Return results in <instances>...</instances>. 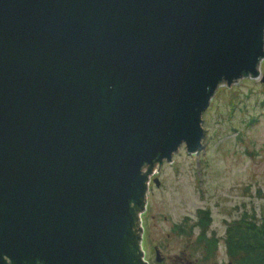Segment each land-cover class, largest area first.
<instances>
[{
    "label": "water",
    "instance_id": "obj_1",
    "mask_svg": "<svg viewBox=\"0 0 264 264\" xmlns=\"http://www.w3.org/2000/svg\"><path fill=\"white\" fill-rule=\"evenodd\" d=\"M263 58L264 0H0V264H146L155 163Z\"/></svg>",
    "mask_w": 264,
    "mask_h": 264
},
{
    "label": "rangeland",
    "instance_id": "obj_2",
    "mask_svg": "<svg viewBox=\"0 0 264 264\" xmlns=\"http://www.w3.org/2000/svg\"><path fill=\"white\" fill-rule=\"evenodd\" d=\"M260 69L257 78L245 76L217 88L202 113L198 153L183 144L170 161L155 163L140 221L146 264H159L155 246L167 264H232L227 224L244 213L264 218V58ZM200 209L210 210L206 232L218 238L207 258L197 240Z\"/></svg>",
    "mask_w": 264,
    "mask_h": 264
},
{
    "label": "trees",
    "instance_id": "obj_3",
    "mask_svg": "<svg viewBox=\"0 0 264 264\" xmlns=\"http://www.w3.org/2000/svg\"><path fill=\"white\" fill-rule=\"evenodd\" d=\"M209 214V209L198 211L202 232L197 240L205 246L206 258L211 257L218 244V238L206 232ZM225 243L232 264H264V218L258 219L254 214L244 213L236 221L227 224Z\"/></svg>",
    "mask_w": 264,
    "mask_h": 264
},
{
    "label": "flooded vegetation",
    "instance_id": "obj_4",
    "mask_svg": "<svg viewBox=\"0 0 264 264\" xmlns=\"http://www.w3.org/2000/svg\"><path fill=\"white\" fill-rule=\"evenodd\" d=\"M156 248H158V246H155V250H157ZM161 256H163V258H164L163 264H167L166 263L167 259L164 257V255L161 254ZM4 260H5V262L3 264H12L11 260L9 259V257L4 256ZM159 264H161V263L159 262Z\"/></svg>",
    "mask_w": 264,
    "mask_h": 264
}]
</instances>
